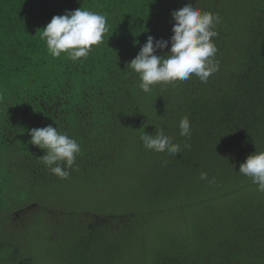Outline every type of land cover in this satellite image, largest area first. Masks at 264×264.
Listing matches in <instances>:
<instances>
[{"label":"trees","instance_id":"1","mask_svg":"<svg viewBox=\"0 0 264 264\" xmlns=\"http://www.w3.org/2000/svg\"><path fill=\"white\" fill-rule=\"evenodd\" d=\"M189 3L220 17L219 71L207 83L193 74L144 93L127 63L149 35L170 41L171 13ZM79 8L107 17L104 42L79 62L52 57L40 32ZM185 116L190 138L179 134ZM50 124L81 146L67 179L30 143L31 129ZM157 129L182 153L145 149L141 135ZM256 151H264V0H0V209L39 207L30 222L77 258L66 264H264V192L238 173ZM8 242L0 264H24Z\"/></svg>","mask_w":264,"mask_h":264},{"label":"clouds","instance_id":"2","mask_svg":"<svg viewBox=\"0 0 264 264\" xmlns=\"http://www.w3.org/2000/svg\"><path fill=\"white\" fill-rule=\"evenodd\" d=\"M175 21L170 41L156 40L147 37L138 55L127 63L139 77V88L144 93H151L157 85L163 89L174 85L177 81H187L194 74L203 83L219 71V61L215 58L217 46L214 38L218 37L215 30L220 23L218 14L204 11L191 3L171 13ZM109 32L108 19L105 15L84 8L66 11L64 15L54 16L50 23L40 32V39L45 41L47 52L54 58L62 54L72 62L87 59L94 47L105 40ZM170 51L157 55L158 50ZM180 136L191 137V122L187 116L179 123ZM30 143L45 150L38 159L51 173L60 179L69 178L74 168L81 146L67 133L59 131L51 124L43 128L30 130ZM143 147L157 153L167 152L177 156L182 153L181 146L165 134L163 129H157L155 135L144 134L140 137ZM185 147H190L185 145ZM240 174L249 177L258 186L259 192H264V151H256L240 164ZM201 180H208V174L201 172ZM214 183V178L209 181Z\"/></svg>","mask_w":264,"mask_h":264},{"label":"rangeland","instance_id":"3","mask_svg":"<svg viewBox=\"0 0 264 264\" xmlns=\"http://www.w3.org/2000/svg\"><path fill=\"white\" fill-rule=\"evenodd\" d=\"M17 178H19V176H17ZM49 204L62 207H54L57 209H63L65 208L64 206H66V204L62 202H49ZM31 209L39 210V207L33 206L27 209H18L8 214L6 209H0V219H3L2 216H4V219H7L6 223L5 220H2L3 222L1 221L3 225L0 226V241L5 240L6 242H10L13 240L15 242L13 243L22 251L20 261L25 262L24 264H66L67 261L71 262L76 260L77 258L67 257L54 248V245L50 243L48 230H46L45 227L37 228L32 225L30 219L33 218V212L35 211L30 212ZM66 213L67 215L73 214L72 211H66ZM51 214L59 215V218L61 216L59 213L54 214L51 212ZM43 217H46L44 211ZM32 226L36 229L34 230ZM5 250L6 252L2 253V255L13 252L10 247H7ZM120 260L121 261H115L113 264H121L127 261L124 257Z\"/></svg>","mask_w":264,"mask_h":264}]
</instances>
